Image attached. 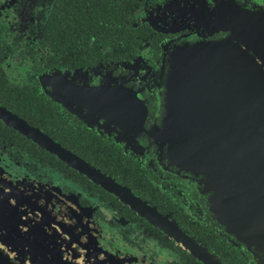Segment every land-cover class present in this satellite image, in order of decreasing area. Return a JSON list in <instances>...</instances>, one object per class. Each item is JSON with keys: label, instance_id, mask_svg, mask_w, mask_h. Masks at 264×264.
Listing matches in <instances>:
<instances>
[{"label": "flooded vegetation", "instance_id": "af4514ba", "mask_svg": "<svg viewBox=\"0 0 264 264\" xmlns=\"http://www.w3.org/2000/svg\"><path fill=\"white\" fill-rule=\"evenodd\" d=\"M236 2L264 11L0 0V264H264V237L230 216L253 184L181 167L161 145L173 49L224 38Z\"/></svg>", "mask_w": 264, "mask_h": 264}, {"label": "water", "instance_id": "95a60500", "mask_svg": "<svg viewBox=\"0 0 264 264\" xmlns=\"http://www.w3.org/2000/svg\"><path fill=\"white\" fill-rule=\"evenodd\" d=\"M231 12L224 38L173 49L161 145L181 167L231 172L251 182L254 189L238 193L230 216L237 228L262 238L264 192L256 188L264 190V11L236 2ZM202 92L223 105L236 102V111L203 114L197 103L187 104L198 101Z\"/></svg>", "mask_w": 264, "mask_h": 264}, {"label": "built area", "instance_id": "2783aa9c", "mask_svg": "<svg viewBox=\"0 0 264 264\" xmlns=\"http://www.w3.org/2000/svg\"><path fill=\"white\" fill-rule=\"evenodd\" d=\"M261 1H263V2H264V0H261Z\"/></svg>", "mask_w": 264, "mask_h": 264}, {"label": "rangeland", "instance_id": "374dc122", "mask_svg": "<svg viewBox=\"0 0 264 264\" xmlns=\"http://www.w3.org/2000/svg\"><path fill=\"white\" fill-rule=\"evenodd\" d=\"M249 1H251V0H249Z\"/></svg>", "mask_w": 264, "mask_h": 264}]
</instances>
